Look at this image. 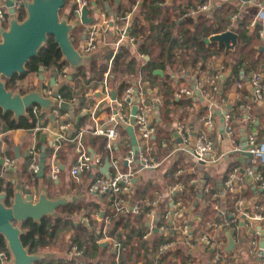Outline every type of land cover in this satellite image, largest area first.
Wrapping results in <instances>:
<instances>
[{
	"label": "trees",
	"instance_id": "16d2710c",
	"mask_svg": "<svg viewBox=\"0 0 264 264\" xmlns=\"http://www.w3.org/2000/svg\"><path fill=\"white\" fill-rule=\"evenodd\" d=\"M90 4H100L101 0H88ZM111 6L114 15L115 23L122 25L123 20L127 14H131L129 37L135 40L136 51L143 57L147 58L140 60L133 56L128 44H121L115 59L109 68V58L112 52L106 51L100 54L99 57L88 67L77 70H71L69 76L59 89L58 96L62 101L71 102L76 100L77 92L81 90L82 83H94L95 87H99L104 79V74L109 68V77L112 83H115L116 88L113 90L117 94V99L123 96L124 91L132 85V81L128 78L140 77L143 83H148V89L151 90L156 87L157 96L160 99L157 105L158 123H153V140L150 141V152L145 156L151 158L153 161L158 162L165 156L164 144L170 140L172 135L170 131L171 123L174 119L175 112L181 105L189 106V99L186 102L180 103L173 98L181 87L177 88L172 86L165 67L169 69L174 65L182 75L178 79L180 83H185L183 88L189 89L192 85L190 80L192 75L198 77L200 75H216L217 82L219 77L223 79L222 91L217 94L216 91L212 92V98L215 103L221 105L229 104L230 108L227 113L230 115L229 120V133L233 145L239 143V125L236 120L243 122L242 133L244 137L248 135L253 136L255 143H262L264 136V114L257 108V104L250 97L249 87L247 81L250 74L264 73V39L258 38V33L264 30V22L256 24L252 22L254 9L251 7L239 8L237 4L231 1L221 3L214 7L208 13H198L196 15L188 16L190 8L199 6L204 3V0H179L180 3L175 4L176 0H107ZM69 0H65L64 7L61 9V15L66 14ZM136 11L133 12V8ZM75 7L71 8L70 16H73ZM237 14L235 21L236 32V46L233 50L224 52L222 48H217L215 45H209L204 48L203 44L199 42L201 38L208 37L222 33L228 24L227 19ZM19 21L26 17L24 8L19 9L17 12ZM8 15L5 21L1 24L3 28L7 29ZM85 27L80 26L75 29L70 39L76 49H80L82 42V35ZM219 62V67L214 65ZM212 64V65H211ZM214 65V66H213ZM216 66V67H215ZM43 67L46 72V78L51 77L52 69L57 73L61 72L64 67H69L68 63L62 59L60 50L57 44L53 41V37L48 36L47 43L41 49L36 57L29 60L26 66V72L21 77L14 76L11 80H5L6 89L17 91L25 94L16 85L19 80L26 79L27 77L39 74V68ZM155 70L162 72L160 75H154ZM241 76V80H239ZM39 81L42 85L43 81ZM238 83L240 88L234 91L233 99H229L228 94L232 86ZM217 84V83H216ZM264 84V80L262 81ZM247 86V87H246ZM81 95L85 96L83 93ZM81 106L75 110L76 115L80 116ZM183 110V109H182ZM208 107L205 103L202 112L196 114V118L200 119L202 115L206 114ZM113 109H107L109 114H113ZM180 113L179 122L182 125H188L189 116L187 112ZM248 114L250 119L244 122V115ZM27 117L15 120L13 115L6 114L0 115L2 132L11 130H25L29 131L36 126L37 119L28 110ZM42 118H45V125L51 123L54 126V121L50 111L42 112ZM89 124V116L83 115L80 122L73 124L70 131V138H74L82 129H85L88 134L84 135V144L89 146L90 149L100 154L101 163L110 157L108 149H106V137L93 136L90 129L87 127ZM254 129V132L252 130ZM119 132V140L117 142V149L114 155L117 157H124L130 151V142L126 130L121 126H116ZM42 134L38 135V143L36 150L39 155L41 152L42 143L39 141ZM65 146L74 147L71 143L65 142L62 145L58 158L62 156L63 148ZM53 151L47 148V161L46 171L43 178L38 179L36 174L32 172L31 165L34 163L32 157H24L21 165L17 167L18 174L22 185L26 188H38L41 184L48 192L49 197L63 196L66 188L74 191L79 198L74 203H68L67 206L58 208L56 216H49L43 218L39 223L32 220L22 222L21 228L24 231L20 240L24 248L29 254L42 253L49 254L50 257L35 264H116L115 253L111 252L108 246L96 245V238L99 236V229L107 228L108 234L116 238L122 245L120 253V260L118 264H182L192 263L198 264V261L192 256H188L183 245H178L172 251L159 252V247L165 242H169L176 238L177 234L171 231V228L166 225L163 216L169 212L168 202L162 199L159 208L156 210V221L153 223L154 229L157 231L153 234L147 224V214L149 208L142 206L137 215L133 213L118 214L111 210L109 203L106 202L107 197H94L88 189L96 178H102L99 170L85 172L81 175L82 182L76 183L71 176L67 175L66 171H61L59 175V182L55 184L49 178V163L48 157L52 155ZM14 152L11 151V146L8 143V148L5 151L0 149V159L7 158L14 159ZM236 153H233V156ZM122 159V158H119ZM244 169L250 168L254 170L255 174L260 175L261 180L264 182V162L258 157H254L244 165ZM239 161L236 158H231L230 162L225 166V172L220 178L222 184L227 176L233 171L237 170L236 177H239L241 187L235 193H223L220 198L221 192L215 183H209L206 180L204 184L198 181V170L191 169L186 165L182 159L170 163L163 170L161 175V185L163 187H171L174 185H181L183 188L180 193H177L175 199L180 202L179 210L182 217L185 219V224H188L192 229V234H207L208 236H215L218 240L226 243V232H231V236L236 241L235 251H239L241 246L247 242V237H237L233 230L235 226L238 227L236 221V207L235 202L241 199L244 204H248L252 198V192L249 187L244 184L239 172ZM126 168H124L125 170ZM191 169V170H190ZM113 172V171H112ZM2 169L0 170V189L6 188L8 202L13 194V185L10 184L2 176ZM161 185H156L154 180L138 181L137 189L141 193L135 197L136 200H154L159 198L161 193ZM207 189V192L204 190ZM262 196L261 203L255 204L261 207V214L264 216V190L259 194ZM84 198H83V197ZM133 197V191H132ZM218 207V210L214 209ZM247 213L250 208L245 210ZM103 215L101 216V214ZM98 214L101 216L98 220H93V215ZM87 218L90 225L84 224L80 221L81 218ZM163 226L167 229V234L158 231ZM264 229V223H261ZM69 234V241L66 244L58 243L62 237ZM149 235L146 239L145 235ZM72 246L78 247L82 252L83 262L76 259H70V250ZM202 253L205 254L207 260L212 261L214 252L210 249L202 248ZM0 251H7V246L3 238L0 236ZM63 256H57L56 254ZM231 253L218 252V261L215 264H226L227 258ZM245 263L242 264H259L255 258H246Z\"/></svg>",
	"mask_w": 264,
	"mask_h": 264
},
{
	"label": "built area",
	"instance_id": "2783aa9c",
	"mask_svg": "<svg viewBox=\"0 0 264 264\" xmlns=\"http://www.w3.org/2000/svg\"><path fill=\"white\" fill-rule=\"evenodd\" d=\"M6 0H0V28L2 27V23L5 21L7 16L8 8L5 7ZM227 1L234 2L237 4L239 8L247 6L254 9L255 15L253 17V22L260 23L264 22V0H205L203 4L199 6H195L194 8H190L188 12V16L196 15L198 13H208L211 11L212 3H225ZM69 14L72 7H75L73 11L72 20L74 19L75 14H79L82 8L86 7L88 10H92L93 8L98 9L95 14V22L92 25L87 26L86 34L84 39H82L81 51L85 55H92L95 51L98 50L99 45L103 44L108 37H112L115 41L112 47V53L109 60V68L111 67L114 57L123 42H127L130 46H135V40L129 37L130 30V20L131 14H127L123 24L120 25L117 22L115 23V17L111 18L108 16L107 11L103 8V6H98L95 3L90 4L88 0H69ZM14 7L18 12L21 9V0L14 1ZM136 7L133 8V12L136 11ZM237 19V14H234L228 18V24L226 29L222 32L230 31L235 33V21ZM221 34V33H219ZM211 36V35H209ZM208 36V37H209ZM208 37L201 38L199 42L203 44L204 48H208L203 42L208 39ZM258 38L260 40L264 39V30L258 33ZM212 45V44H210ZM217 48H220L217 46ZM223 49V47H221ZM79 49V50H80ZM224 50V49H223ZM139 58L144 60L143 55H140ZM218 70L221 69L219 65H217ZM109 68L104 74V79L101 82V95H103L104 101H109L113 104V114L109 117L110 126H98L96 123L90 129L91 133L94 136H104L106 137V149H108L110 153L109 161L111 163L112 168L110 169V176L108 179L105 178L103 174L102 178H96L95 181L91 184L88 191L94 197H107V203H109L111 210L115 211L118 214H128L133 213L137 215L142 206L148 207L149 212L146 215L149 220V224L153 225L156 221L155 214L158 209L159 201L164 198L168 202L169 212L165 213L163 219L171 228V231H174L177 236L169 242H165L160 245L159 252H166L174 250L179 244L185 247L186 254L188 256H192L191 253L196 252L197 250L210 249L211 252H214V257L210 264H215L218 260V252H226L231 253L227 258L226 264H242L243 258H255L259 264H264V247H259V238L260 233L256 230V227L259 226L260 230L263 232V240H264V229L261 226V223H264V216L261 214V207L254 202H249L248 204H244L241 199H238L235 202L236 207V221L238 222V227H234V231L240 238L244 236L247 237V242L242 245L239 251H235L236 241L231 237V240L234 242V246L231 252H227L225 250L226 243L221 240H218L215 236H208L207 234H192V229L188 224H185V219L182 217V213L179 210L180 202L175 199L177 193L182 191L181 185L177 184L171 187H166L165 194L157 199L149 200L144 199L142 201L136 200L132 197L133 191V180H136L138 173L143 170H153L158 168L159 163L153 161L151 158L146 157L145 154L150 152L149 148V139L153 136V127L150 122V114L152 111V107L156 104L160 103V99L157 96L149 99V93L151 90H147L146 84L142 81H135L129 88H127L123 96L120 99L112 101V96L110 95V77H109ZM69 67H64L63 70L59 73L55 72L56 84L62 86L63 83L68 79L69 76ZM241 76H239V80H241ZM216 75H200L198 77H194L192 75L191 81L192 85L189 89H179L174 96L175 97H185L190 98L192 94L195 96H200L202 98L207 107L210 114L211 109L215 104V99L212 98V92L215 91L216 83H217ZM264 80V73H254L250 74L247 86L249 87L250 97L256 104H261L264 101V84L262 81ZM44 83V82H43ZM42 91L44 92V96L51 97V87L49 85V78H47L46 82L43 84ZM235 90L240 88L238 83L233 85ZM147 90V92H146ZM135 92L139 95V102L137 104V115L135 118V124L133 126L135 130V136L138 141L139 154L138 159L140 164L142 163V168H139V164H135V158L133 152L130 150L128 156H126L123 160V165L126 166L127 170H123L122 166H120V161H117L112 158L111 154L113 151V144L119 139V132L116 130V118H120V120L126 125L130 124L131 112L127 108H131L130 101L133 99ZM59 102H63L62 99L58 98ZM74 101V100H73ZM71 101V102H73ZM97 108H94L90 111L91 119L94 120L96 115L95 111ZM30 113L33 114L37 123L36 126L29 130L35 135L39 134H51L52 135V150L53 154L50 158L49 168L50 175L49 178L52 182L58 180V174L60 172V168L56 162L57 154L59 153L61 147L65 142L71 143L76 151V161L70 170V176L75 180L76 183H79L81 175L85 172L94 171L97 172L101 170V157L93 154L91 150L89 151L84 144L83 138L85 133L87 132L85 129L80 130V132L72 139L70 138V131L73 128V123L69 119V115L64 111H61L58 108H53L50 110V114L54 121V126L51 128L47 124L45 125V121L42 118V111L38 106H32L30 109ZM84 113V111H83ZM207 114L203 119V127L204 129L209 130L211 128V116ZM223 117V130L227 135H231L229 133V120L230 115L227 112ZM244 122L250 119L248 114H243ZM254 132V129L252 130ZM176 138L180 140L178 144V149L182 152H186L191 155L195 164L201 166L212 165L218 158L213 152V143L209 139H207L206 134L203 132H198L196 135L190 133L189 129L182 124H177L173 130ZM262 143L256 144L253 136L248 135L244 137V146L240 145V142L233 148L234 153H240L243 151L249 152L252 154V159L254 157H258L264 162V136L262 138ZM240 141V140H239ZM29 156L32 157L34 163L31 165L32 172L34 174L38 171V160L39 153L36 150V143L30 147ZM4 159L3 169L4 172H7L10 168L15 166L16 160L14 159ZM251 159V160H252ZM248 160V161H251ZM113 171V172H112ZM101 173V172H100ZM237 175V170H233L227 178L222 183V187L224 191L220 193L219 197L221 198L223 193L231 194L235 193L239 190L235 185V178ZM244 175L248 179H251L260 189V191L264 190V182L261 180L260 175L255 174L253 169L246 168L244 170ZM207 192V189L204 190ZM250 208V211L247 213L245 210ZM214 209L218 210L217 206H214ZM93 220H98L101 216L98 214L93 215ZM80 221L83 223H87L89 226L90 223L88 219L81 218ZM91 226V225H90ZM167 234V229L163 226L158 230ZM231 234V232H230ZM98 237L96 238V245L103 246L104 243H107V246L111 249V252L115 253L116 256V264L119 263L120 253L122 251L121 243L116 239L111 237L107 228L103 227L99 229ZM145 235L144 238H146ZM70 259L80 260L82 258V252L76 246H72L70 250ZM12 259L7 251H0V264H11ZM182 264H190V263H182ZM192 264V263H191Z\"/></svg>",
	"mask_w": 264,
	"mask_h": 264
},
{
	"label": "water",
	"instance_id": "95a60500",
	"mask_svg": "<svg viewBox=\"0 0 264 264\" xmlns=\"http://www.w3.org/2000/svg\"><path fill=\"white\" fill-rule=\"evenodd\" d=\"M14 1L15 0L5 1V7L8 8V27L7 29L0 28V115L6 116V114L11 113L13 118L18 120L27 117L28 110L32 106H38L44 113L49 112L53 108H58L69 115V119L73 124L79 123L82 117H77L75 110L85 102V98H81L80 92H77L76 95L78 98L73 102H59L58 93L62 86L56 84L55 69H52V75L49 79L51 97L44 96V92L41 91L40 88L34 89V87L29 88L25 94H21L19 90L9 91L6 89L5 80L9 81L14 76L21 77L25 74L29 60L36 57L38 52L44 48L48 36L53 37V41L57 44L61 52L62 59L68 63L71 70L88 68L96 59H94L92 55H85L81 49H76L70 39V35L75 29L83 26L85 30L82 39H84L87 26L94 24L95 18L90 16V10L86 7L82 8L79 14L74 15L75 20H72L69 13L61 15V9L64 7L65 0H21V7L24 8L26 17L24 20L19 21L17 11L14 7ZM105 6L110 17L114 18L115 15L110 7L106 4ZM97 11L98 9L94 8L91 12L96 14ZM203 43L206 44V46L216 44L220 48L223 47L224 51L227 52L235 48L237 44L236 34L226 31L221 34L211 35ZM43 71L44 68L40 67L38 74L40 81L44 79L42 77ZM155 74H159V72L157 71ZM222 86L223 79L219 78L215 87L217 94L222 91ZM111 96L112 101H115L117 94L112 92ZM229 97L232 98V95H229ZM138 102L139 95L135 92L133 99L130 101L131 118L129 125L123 123L119 117L115 119V122L117 126L119 125L126 130L129 137L130 148L135 158V164H139V168H142V163L140 164L138 159L140 148H138V141L133 128L137 115ZM229 108L230 106L228 104L224 111L216 112V115L219 116L220 129L223 128V117ZM1 125L2 123L0 120V127ZM172 135L173 138H176V135ZM243 140L244 136L241 133V146H244ZM41 142L45 144V135H41ZM179 142L180 140L176 138V143ZM49 146H52V142H50ZM40 150L41 152L37 165L38 171L36 173L38 179L44 177L47 161V147L44 145ZM27 154L29 155V152H27ZM236 155V160L239 162L251 160L253 157L252 154L243 150ZM245 164H247V162ZM3 165L4 159H0V167ZM111 168V163L107 157L100 170L101 174H103L106 179L110 176ZM239 174L243 175L244 170H239ZM135 181L136 180H133V183H135ZM9 182L13 185L14 189L8 205L6 204L7 190L5 187L0 189V236L6 243L8 253L12 259L11 264H35L36 262L44 261L50 257L49 254L35 253L31 255L24 248L20 240L24 233L21 228L22 222L32 220L33 222L39 223L43 218L56 216L58 208L67 206L68 203H74L78 201L79 198L72 196L70 192H67L63 196L50 198L48 190L45 187H39L36 192L33 188H24L21 181L16 183L12 180ZM247 183H249V179ZM218 186H220L219 183ZM102 215L103 213L101 216ZM84 224L87 225L86 222ZM256 230L260 233L259 247L263 248V232L260 230L259 226L256 227ZM230 235L229 232L226 233L227 245L225 250L227 252H231L234 246V242L231 240ZM104 246H107V243H104L103 247Z\"/></svg>",
	"mask_w": 264,
	"mask_h": 264
},
{
	"label": "crops",
	"instance_id": "0c3cea01",
	"mask_svg": "<svg viewBox=\"0 0 264 264\" xmlns=\"http://www.w3.org/2000/svg\"><path fill=\"white\" fill-rule=\"evenodd\" d=\"M101 1H102V3H100V4L97 3L96 5L103 6V8L106 10V8H105L106 7L105 4H106V5H108L110 7L111 11L113 12V10H112V8L109 5L107 0H101ZM178 3H180V1L176 0L175 4H178ZM212 4H213L211 6L212 10L217 5H220V4H217V3H212ZM67 6H68V8L66 10V13L69 12V7H70L69 6V2H68ZM92 10H90V16L95 18L96 16H95V14H93L91 12ZM107 14L110 17L108 12H107ZM254 15H255V12H254ZM254 15H253V17H254ZM227 21H228V19H227ZM252 22H253V20H252ZM256 24H258V23H256ZM235 34H236V32H235ZM114 43H115L114 39L112 37H108L103 44L99 45L98 50L95 51L92 54L94 59H97L100 54H104L106 51L112 52V47H113ZM124 43L128 44L127 42H123L122 44H124ZM81 44H82V42H81ZM212 45H215L217 47L216 44H212ZM128 46H129L133 56L136 55V57L140 60V62H142V59L139 58V54L136 51V46L132 47L129 44H128ZM218 64H219V62L216 61V63L214 65L217 66ZM157 71L159 72V74H155ZM70 72H71V70L69 71L68 74H70ZM153 73H154V75H160V76L162 74V72L160 70H155ZM165 73H167V75L169 76L170 80L172 81L173 88L174 87H177V88L181 87V89L183 88L185 83H180L179 81H177L178 79L182 78V75L177 70L176 66L173 65L170 69L166 66L165 67ZM42 77L44 78L43 82L45 83L46 80H47L46 72H45L44 75H42ZM69 77L70 76H68V80H70ZM219 78H222V77H219ZM38 79L39 78H38L37 75H34L32 77L30 76V77H27L26 79L17 81L16 85H17V87L19 89H23V87H24V88H26V90L29 88L30 85L32 87H34V89H37V87L40 86V90L42 91L44 83L42 85H40ZM128 79L132 81V84L135 81H139V80L141 81V78L138 77V76L135 77V78L129 77ZM145 84H146L147 90H149L148 89V83L145 82ZM115 85H116L115 83H112L110 81V86H109L110 95H111L112 92H115L113 90L114 88H116ZM94 86H95L94 83L85 82V83H82L81 90L79 91L80 95H81V93H83L85 95V96L81 95V98L82 97L85 98V102L82 105H80L81 108H82L81 109V113L82 114L80 116L81 117L83 115H88L89 116V124L87 125V127L89 129H91L95 125V123L98 126H105V127L110 126L109 117L112 115V113L109 114L107 112V109H112L113 108V104L112 103H110L109 101H104L103 100V95L100 94L101 93V85L99 84V87L93 88ZM147 90H146V92H147ZM234 91H235V89L232 86V88L230 90V93L228 94V97H229V95H232V98L229 97V99H231V100L234 98L233 97ZM115 94H116V92H115ZM148 96H149V99L153 98L154 96L155 97L157 96V92H156V87L155 86L153 87V89H151V92L149 93ZM157 98L159 99L158 96H157ZM173 98L175 99V101L180 102V103L186 102V99H189L190 102H189V106L186 105V107H184L185 105H181L176 110L174 119H173V121L171 123V126H170V131H172L171 135L173 133V130H174L175 126L177 124H181L179 122V117L178 116H180V113H183L182 111H185V112H187V114L189 116V123H188L187 126L186 125L185 126L189 129L190 133L193 134V135H196V133H198V132H203L204 134H206L207 139H209L213 143V152H215V155L217 157H220V158H218V160H216L214 163H212V165H208V166H201V165L195 164V161H193L191 155H189L186 152H182V151H180L178 149V144L176 143V138H173V135H172L171 139L166 141V143L164 144V149H165V153L166 154H165L164 158H162L161 160H159L157 162V163H159L158 168L153 169V170H143L140 173H138V176L136 177V181H135V183H133L134 184V187H133V198H135L138 195V193L139 194L141 193V190L137 189V185H138V181L139 180H142V181H145V182L149 181V180H152V181L154 180L156 185H158V186L161 185V175L164 172L163 170L166 168L167 165H169L170 163L176 162V160H178V159H182L183 162L186 165L191 167V169L198 170L197 176H198L199 183L204 184V182L206 180H209L210 184H212L213 182H216L215 183L216 187L220 191H222L223 187H222V184L220 183V178L225 172V166L227 165V163L230 162L231 158H236L237 157V155L233 156V153H234L233 148L235 146L233 145V141L231 139V135H227V133H225L223 128L222 129L219 128V116L216 115V112L224 111L226 105H228V104L221 105L220 103H215L213 108L210 111V114H209V111H207L206 114L202 115L203 117L198 119V118H196L195 115L198 114L199 112H202V110L204 108V105H205V101L202 98H200V96H195L194 94H192V97L185 98V97H182V96L175 97L173 95ZM157 105H159V104H156V105H154L152 107V111H151V114L149 116L152 126H153V123L157 124L158 120H159V118L157 117ZM94 108H97V109L95 111L96 115H95L94 120H93V119H91L90 111L93 110ZM257 108H258V110H260V112L262 114H264V101L261 104H257ZM127 109L130 110L131 108L128 107ZM83 111H84V113H83ZM207 114H209L211 116V128L209 130L204 129V127H203V119L205 117H207L206 116ZM76 116L80 117L78 115H76ZM43 119L45 121V118H43ZM236 122L240 126L239 130H238L239 131V137H240V134L242 133L241 129H242V126H243V122H240L239 120H236ZM47 125L49 127H51V128L53 127V125L51 123H47ZM86 134H88V132H86L85 135ZM242 134L244 136V133H242ZM42 135H45V134H42ZM45 136H46L45 144H43L41 142V137H40L39 141L43 144L42 146L45 145L50 151H54V150H52V147L49 146L50 142L52 141V135L51 134H47ZM37 140H38V135H35L34 133H32L30 131H25V130L18 129V130H11V131L2 132V130L0 129V149L2 151H5L8 148V143H9L10 146H11V151L14 152L13 153L14 154V160H16L15 166L12 167L14 170L12 168H10L7 172H4V169H3L4 167L3 166L0 167V170L2 169V172H3L2 176L6 180H8V181L14 180L16 183L20 181L17 167H19L21 165V162L24 159V157H29L27 152H29L28 150L33 145V143H36V144L38 143ZM151 140H153V136L149 139V148L151 147L150 146V141ZM117 142L118 141H116L113 144V147H112L113 151H112L111 156H112L113 159H115L117 161H120V166H122V169L124 170V168H126V166L123 165L124 164L123 160H124V158L126 156L129 155L130 151H128L127 154L124 155V157H119V158H122V159H119L118 157L116 159V156L114 155V151L117 149L116 148L117 147ZM86 147H87V149L89 151L91 150V152H93V154H95L97 156H100V154H98L97 152H95L92 149H90L89 146L86 145ZM62 150H63L62 156H60L59 158H58V155L56 156L57 157L56 162L58 164V167L60 169L63 168V169L60 170V172L58 174V178H59V175H60L61 171H66L67 170L66 171L67 175L68 176L70 175V170L72 169V166L75 163L76 157H77L76 151L72 147L70 148L68 146H65ZM51 156L52 155H49V157H48V163L50 162ZM1 159H3V158H1ZM246 162H248V161L239 162V168L238 169L239 170H241V169L245 170L244 169L245 168L244 165H245ZM125 170H127V168ZM238 174H239V172H238ZM49 175H50V170H49ZM240 176H241L242 180L244 181V184L247 187H249L251 192H252V198L249 201L250 202H254L255 201V202L261 203L263 201V198H262V196L258 195L259 192H260L259 187L249 178H248L249 179V183H247L248 179L245 177L244 174L243 175L240 174ZM58 180L55 181L54 183L58 184V182H59ZM236 180L239 181V177H236L234 181H236ZM81 182H82V179L80 180V183ZM218 183L220 184V186H218ZM234 186L236 188H242L241 187V182H239V184L235 183ZM39 187L41 188V187H44V186H42L40 184ZM160 187L162 189L161 193H160V197H162L165 194V190L166 189L162 185ZM24 188H26V187H24ZM32 188L35 189L34 191H36V192L38 191V188H35V187H32ZM67 192H70V194L72 196H77L75 194V192L71 191L69 188H66V191H65L64 195ZM48 195H49V192H48ZM50 198H52V197H50ZM162 199H164V198H162ZM160 202H161V200L159 201L158 208L160 206ZM147 226L149 227L150 230H152V232L155 231V232H153V234L157 232L154 229V225H150L148 223ZM226 233H225V237H226ZM148 237H149V235L147 234L146 239ZM68 239H69V234L65 235L64 237H62V239H60V241L58 243V246H61V244H66L69 241ZM226 245H227V242H226ZM191 254H192V257L198 261V264H210L209 260H207V257L205 256V254L202 253V250H197L196 252L191 253ZM56 255L57 256H63V255H60L59 253L56 254ZM243 259H244L243 263H245V261L247 259L246 258H243ZM79 261L83 262V257ZM137 264H140V263H137Z\"/></svg>",
	"mask_w": 264,
	"mask_h": 264
},
{
	"label": "rangeland",
	"instance_id": "374dc122",
	"mask_svg": "<svg viewBox=\"0 0 264 264\" xmlns=\"http://www.w3.org/2000/svg\"><path fill=\"white\" fill-rule=\"evenodd\" d=\"M31 77H32V76H31ZM31 87H32V86L30 85V86H29V88H31ZM29 88H28V89H29ZM37 88H40V86H39V87H37ZM28 89L26 90V88H24V87H23V89H21V90H22V91H24V92H25V91L27 92V91H28ZM42 89H43V88H42ZM51 182H52V181H51Z\"/></svg>",
	"mask_w": 264,
	"mask_h": 264
}]
</instances>
